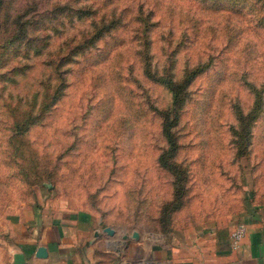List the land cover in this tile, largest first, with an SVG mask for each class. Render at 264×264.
Masks as SVG:
<instances>
[{"label":"rangeland","instance_id":"rangeland-1","mask_svg":"<svg viewBox=\"0 0 264 264\" xmlns=\"http://www.w3.org/2000/svg\"><path fill=\"white\" fill-rule=\"evenodd\" d=\"M150 60L184 98L176 160L188 191L166 225L174 177L159 155L173 93L147 76ZM260 185L262 2L0 0V203H58L161 237Z\"/></svg>","mask_w":264,"mask_h":264},{"label":"crops","instance_id":"crops-1","mask_svg":"<svg viewBox=\"0 0 264 264\" xmlns=\"http://www.w3.org/2000/svg\"><path fill=\"white\" fill-rule=\"evenodd\" d=\"M240 221L247 234L233 248L230 233ZM106 227L85 209L0 203V264H264V185L171 235L111 234Z\"/></svg>","mask_w":264,"mask_h":264},{"label":"trees","instance_id":"trees-1","mask_svg":"<svg viewBox=\"0 0 264 264\" xmlns=\"http://www.w3.org/2000/svg\"><path fill=\"white\" fill-rule=\"evenodd\" d=\"M264 4V0H258ZM195 67V66H194ZM193 67V68H194ZM201 67V68H199ZM197 69L193 70L191 74H187L188 78L184 81V89L190 87L191 82L199 73L205 70V67L199 65ZM165 68H158L153 65V62L150 60L148 66L146 67L147 76L165 85L173 93V103L165 112L162 113L163 116V134L167 141V146L162 150L159 155L160 164L172 172L174 177L173 185L174 192L172 199L166 200L161 205V213L163 219V225H166L170 220L171 214L177 210L183 203L181 200L184 198L188 191V179H189V167L183 165V163H178L176 160L177 153L179 150V135L177 133V126L179 124V114L183 105V97L180 96L179 86L181 84L174 81L173 74L170 78H164ZM172 67L168 68L170 71ZM186 75V76H187ZM256 87V86H255Z\"/></svg>","mask_w":264,"mask_h":264},{"label":"built area","instance_id":"built-area-1","mask_svg":"<svg viewBox=\"0 0 264 264\" xmlns=\"http://www.w3.org/2000/svg\"><path fill=\"white\" fill-rule=\"evenodd\" d=\"M248 226L244 221H240L232 229L230 233L231 245L233 248H238L241 245L242 240L247 234Z\"/></svg>","mask_w":264,"mask_h":264},{"label":"water","instance_id":"water-1","mask_svg":"<svg viewBox=\"0 0 264 264\" xmlns=\"http://www.w3.org/2000/svg\"><path fill=\"white\" fill-rule=\"evenodd\" d=\"M109 233L111 234H114L115 233V228H113L112 226H107L105 228ZM135 236H138L137 233L134 234ZM38 253L41 255V256H47V248L45 246H40L39 249H38Z\"/></svg>","mask_w":264,"mask_h":264}]
</instances>
